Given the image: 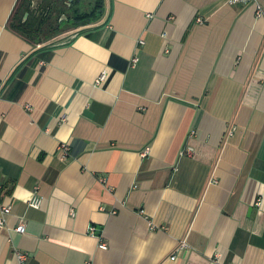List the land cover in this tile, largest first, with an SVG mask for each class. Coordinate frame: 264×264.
Listing matches in <instances>:
<instances>
[{"label":"crops","instance_id":"0c3cea01","mask_svg":"<svg viewBox=\"0 0 264 264\" xmlns=\"http://www.w3.org/2000/svg\"><path fill=\"white\" fill-rule=\"evenodd\" d=\"M29 1L0 0V264H264V0H105L37 44Z\"/></svg>","mask_w":264,"mask_h":264},{"label":"trees","instance_id":"16d2710c","mask_svg":"<svg viewBox=\"0 0 264 264\" xmlns=\"http://www.w3.org/2000/svg\"><path fill=\"white\" fill-rule=\"evenodd\" d=\"M86 2L90 5L87 10L84 9ZM65 8L73 11L72 17L67 19L68 24H60L58 20L53 22L54 9H58V13L64 14ZM27 13L29 17L25 22L21 19L22 23L18 27L28 40L36 44L51 40L54 34H61L67 29L66 27L79 30L99 24L108 16L105 0H93L92 2H89V0H75L71 6L66 1L44 0L38 8H33L32 3L29 1L26 8Z\"/></svg>","mask_w":264,"mask_h":264},{"label":"built area","instance_id":"2783aa9c","mask_svg":"<svg viewBox=\"0 0 264 264\" xmlns=\"http://www.w3.org/2000/svg\"><path fill=\"white\" fill-rule=\"evenodd\" d=\"M239 1H247V0H234V2H239ZM260 12V14H262L261 12V8L259 7L258 9ZM134 64H137L138 62V58H134L132 61ZM107 80V74L104 73L97 81L96 84L98 86L102 85L105 81ZM29 110H31L30 108H28ZM192 135H195V132L192 133ZM66 149V153L69 152V150L67 149V147H65ZM31 207L33 208H40L42 205V200L39 197H35L31 203H30ZM12 212V207L11 206H3L1 209V215H0V227L3 228L6 224V219L7 216L10 215ZM16 231L20 234H24L26 232V225L25 222L23 221L17 228ZM96 228L92 227L90 228V234L92 235H96ZM185 248V245L182 244L179 248V251L183 250ZM100 249L102 250H108V245L106 243H102L100 245ZM16 257L21 261V262H25L27 260V255L23 254L21 252H19L18 250L15 251ZM177 257H173L172 260H176Z\"/></svg>","mask_w":264,"mask_h":264},{"label":"rangeland","instance_id":"374dc122","mask_svg":"<svg viewBox=\"0 0 264 264\" xmlns=\"http://www.w3.org/2000/svg\"><path fill=\"white\" fill-rule=\"evenodd\" d=\"M93 0H89V2H92ZM41 2H42V0H31V3H32V7L33 8H38L39 6H40V4H41ZM60 2H63V1H60ZM90 8V5H89V3L88 2H86L85 3V5H84V9L85 10H87V9H89ZM58 15H60V16H58ZM72 15H73V11H71L70 9H66L65 8V13L64 14H60V13H58V9L56 10V9H54V12H53V22L55 21V20H58V22L60 23V24H63L64 23V25H67L68 24V21H67V19L68 18H71L72 17ZM67 29L66 30H68V29H74V28H69V27H66ZM66 30H64V31H66Z\"/></svg>","mask_w":264,"mask_h":264},{"label":"water","instance_id":"95a60500","mask_svg":"<svg viewBox=\"0 0 264 264\" xmlns=\"http://www.w3.org/2000/svg\"><path fill=\"white\" fill-rule=\"evenodd\" d=\"M59 1H66V3L71 6L75 0H59ZM28 17V15H26Z\"/></svg>","mask_w":264,"mask_h":264}]
</instances>
